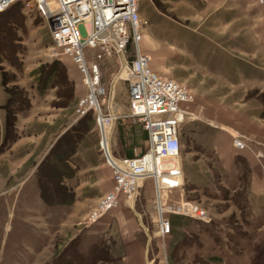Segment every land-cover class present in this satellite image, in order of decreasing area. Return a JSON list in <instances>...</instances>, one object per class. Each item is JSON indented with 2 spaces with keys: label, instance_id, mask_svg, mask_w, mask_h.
I'll use <instances>...</instances> for the list:
<instances>
[{
  "label": "rangeland",
  "instance_id": "rangeland-1",
  "mask_svg": "<svg viewBox=\"0 0 264 264\" xmlns=\"http://www.w3.org/2000/svg\"><path fill=\"white\" fill-rule=\"evenodd\" d=\"M215 1L139 3L140 14L147 20L139 27V46L150 53L151 68L186 85L193 95L181 103L188 110L180 126L177 157L182 183L164 189L162 197L165 205L197 204L206 216L177 213L187 222L175 231L170 228L166 235L157 232L152 177L143 179L134 202L121 193L116 206L89 219L98 198L113 184L93 108L87 111L92 112L94 129L83 137L73 156L76 172L69 181L75 185L74 201L47 204L43 200L37 164L49 149L55 122L65 119L67 128L80 117L76 108L86 88L72 57L54 54L47 23L35 5L19 0L11 6L8 17L17 18L9 35L16 39L0 37V124L7 88L24 87L30 106L17 114L15 140L0 144V264H51L56 255H65L66 248L72 256L76 250L96 248L99 238L113 240L114 255H121L100 263L124 264L125 251L119 242L127 234L141 242V264H215L206 259L209 255L220 256L221 264H252L257 251L263 250L264 255V191L252 189V168L246 158H255L264 171V154L255 138L264 130V118L259 116L264 110V0ZM54 59L64 66L67 81L41 93L31 70ZM102 64V79L109 87L116 59L109 57ZM110 93L119 115L110 153L119 156L124 152L119 124L128 130L133 120L127 115L126 83L118 79L112 91L98 97L104 113ZM237 138L245 142L243 147L233 145ZM138 143L134 153L146 141ZM95 157L99 163L93 166ZM171 213L175 212L163 210L168 218ZM104 217L108 227L94 230ZM94 252L107 257L106 251Z\"/></svg>",
  "mask_w": 264,
  "mask_h": 264
},
{
  "label": "built area",
  "instance_id": "built-area-1",
  "mask_svg": "<svg viewBox=\"0 0 264 264\" xmlns=\"http://www.w3.org/2000/svg\"><path fill=\"white\" fill-rule=\"evenodd\" d=\"M15 1L0 0V12ZM140 1L27 0V3L32 2L45 19L56 48L54 54L70 55L82 74L86 92L78 103L76 114L81 116L90 108L96 112L99 145L111 167L113 184L98 198L89 219L95 220L116 206L121 193L134 202L141 181L152 177L158 209L157 232L166 235L170 232L171 223L163 210L199 218H204L206 211L189 201L165 205L162 197L164 189L175 188L182 183V170L177 157L181 148L180 126L188 110L181 103L190 101L193 95L186 85L151 68L150 53L139 46L142 38L139 27L147 23L139 11ZM109 57L116 59L117 70L107 87L98 61ZM118 79H122L127 86L129 115L147 131V139L145 146L134 155L112 154L111 158V129L117 115L111 111L102 112L98 97L106 95L108 89L112 91ZM111 101L110 93L105 101L106 107ZM233 142L239 147L245 145L239 138ZM257 154L261 152L257 151ZM162 160L175 163L160 167Z\"/></svg>",
  "mask_w": 264,
  "mask_h": 264
},
{
  "label": "trees",
  "instance_id": "trees-1",
  "mask_svg": "<svg viewBox=\"0 0 264 264\" xmlns=\"http://www.w3.org/2000/svg\"><path fill=\"white\" fill-rule=\"evenodd\" d=\"M153 1L159 2V0ZM18 2L19 0L11 3L0 12V37H8L9 40L11 37L13 40L16 39V37H14L15 35L11 36L9 33L11 32V28L14 30L17 17L12 14L9 18L8 12L11 6ZM103 65L102 61H98V68L100 70ZM31 74L34 76L35 85L41 93L52 86H63L67 81L64 66L58 59L41 63L31 70ZM29 106L30 100L24 87L17 86L14 89L10 87L7 88L6 100L1 104V108L4 111V118L3 124H0V144L7 142V140H11L10 142L15 140L14 133H16L15 121L17 119V114L27 109ZM259 116L264 118V110ZM94 124L95 121L92 112L86 111L58 135L38 162L36 171L38 173L40 195L47 204H72L74 201V189L67 184L65 180L75 175L76 167L73 166L72 163L75 164L76 158L73 156L77 152L80 141L93 129ZM119 132L124 145V154L126 156L134 155L132 148L135 144L134 135L130 131L124 129L123 123L119 124ZM11 134H13V136H10ZM146 136L147 134L144 132L143 138H146ZM238 159L239 157L236 156L235 161L237 162ZM184 217L185 216L177 213L170 214L169 220L172 231H175L176 227H181L186 224L187 221L186 219L183 220ZM94 245L96 248L94 247L92 249L93 251L76 250L77 252H74L75 256H72L69 252V248H66L65 255H56L51 264H102L100 262L103 259L106 261H113L121 257V255L115 256L113 253V250H115V247H113V240L109 243L106 242L105 238H99ZM98 250L106 251L107 257L97 255L94 251L98 252ZM262 251L263 250L257 251L252 259V264H264L261 263V260L264 262ZM206 259L215 264H221L222 258L217 255H209Z\"/></svg>",
  "mask_w": 264,
  "mask_h": 264
},
{
  "label": "crops",
  "instance_id": "crops-1",
  "mask_svg": "<svg viewBox=\"0 0 264 264\" xmlns=\"http://www.w3.org/2000/svg\"><path fill=\"white\" fill-rule=\"evenodd\" d=\"M207 1H212V0H207ZM224 1H226V0H224ZM140 5H141V3H140ZM140 5H139V8H140ZM113 95H112V101H111L112 109H111L110 105H109V107H106V108H107V111H111L114 114H116L117 118H118L119 117L118 113H116L113 109V106H114ZM127 115L130 116L129 112ZM115 125H116V120L112 126L111 134L115 128ZM128 125L130 126V128H128V131H130L135 137V144L132 147L135 149L140 144V143H138V141L140 139H143L144 141H146L147 136H146V138H143V134H144V132L147 134V131L138 122L132 121L131 123H128ZM55 129H56L54 132L55 135H54L53 139L51 140L49 147L52 145V143L55 141V139L58 137V135L63 130L66 129L65 119L57 120L55 122ZM262 131L263 132H261V135H259V137H255V138L257 139L256 141L258 143V146L260 147L262 153L264 154V130H262ZM233 145H234V143H233ZM234 146H236V145H234ZM123 155H125L124 152H123ZM119 156H121V155H119ZM246 158H247V162L249 163L250 167L252 168V182H251L252 189L256 193H260V192L264 191V180H261L262 178L264 179L263 168L260 167V164L257 163V160L255 158L253 160L250 156H247ZM93 162H94L93 166H95L99 163V161L96 157L93 159ZM72 165L75 166L74 163H72ZM71 178H67L65 180V182L67 184H69L74 189V187H75L74 183H71V181H69ZM142 181H141V183H142ZM77 185H78V183L76 184V186ZM74 192H75V190H74ZM75 197H76V193H75ZM108 223H109L108 217H104L98 221V223L95 225L96 229H94V230L103 231L104 227L105 228L108 227V225H109ZM121 238L122 239L120 240L119 243L121 244L120 246L122 247V249H124V251H125V256H123L124 264H141V259H142V257H141V242L136 237V235L127 234L125 236L123 235ZM125 259H126V261H125Z\"/></svg>",
  "mask_w": 264,
  "mask_h": 264
},
{
  "label": "bare ground",
  "instance_id": "bare-ground-1",
  "mask_svg": "<svg viewBox=\"0 0 264 264\" xmlns=\"http://www.w3.org/2000/svg\"><path fill=\"white\" fill-rule=\"evenodd\" d=\"M105 145H106L107 151H109V148H107L108 144L106 143ZM110 156H111V153H110ZM111 158H112V156H111ZM170 163H175V162L174 161H170V160H162L161 163L159 164V166L160 167L164 166V165L168 166Z\"/></svg>",
  "mask_w": 264,
  "mask_h": 264
},
{
  "label": "water",
  "instance_id": "water-1",
  "mask_svg": "<svg viewBox=\"0 0 264 264\" xmlns=\"http://www.w3.org/2000/svg\"><path fill=\"white\" fill-rule=\"evenodd\" d=\"M93 69H94V74H95V78H96L97 77L96 67H94Z\"/></svg>",
  "mask_w": 264,
  "mask_h": 264
}]
</instances>
